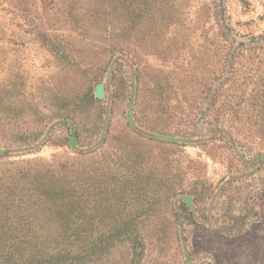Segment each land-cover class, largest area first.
Instances as JSON below:
<instances>
[{"label": "rangeland", "instance_id": "1", "mask_svg": "<svg viewBox=\"0 0 264 264\" xmlns=\"http://www.w3.org/2000/svg\"><path fill=\"white\" fill-rule=\"evenodd\" d=\"M158 2L170 9L142 29L155 30L156 56L143 32L119 39L104 30L102 12L88 40L68 42L59 20L0 5V250L4 238L13 249L35 247L40 264H264V130L238 138L230 112L211 124L198 115L217 91L233 93L238 58L222 64L264 37V0ZM118 50L136 62L139 83L119 56L104 72L89 68ZM142 70L173 72L189 91L192 75L218 79H208L204 102L189 92V117L174 118L160 115L167 108L158 89L140 86ZM215 125L237 128L235 136L219 139ZM41 183L99 193L68 207L16 190Z\"/></svg>", "mask_w": 264, "mask_h": 264}, {"label": "trees", "instance_id": "2", "mask_svg": "<svg viewBox=\"0 0 264 264\" xmlns=\"http://www.w3.org/2000/svg\"><path fill=\"white\" fill-rule=\"evenodd\" d=\"M0 5H4L13 13H28L29 15L32 14L35 16L38 10H40L47 14L50 19L59 20L62 27L60 31L68 42L73 41L72 39H75L74 42L78 40H81L80 42L88 40L89 37L86 32L90 28L92 19L96 13L102 12L103 16L106 18L104 30L107 28V30L116 31L115 35L118 36L119 39L120 37L122 38V36H127L129 31H134L135 33H144L146 31L145 36L143 33L141 34L146 41L149 40L151 42L149 45H144L148 53H153V55L150 54L151 56H156L157 53L159 54L157 49H160L162 44L154 43L152 34L155 33V30L142 29L152 26V21L156 13L163 14V12L170 9L168 4L160 5L158 0H0ZM38 27L39 24L36 23L35 28ZM71 47L72 51H74L72 43ZM120 48L127 51L124 47ZM106 52L107 49H103L101 57L102 55L104 56ZM112 54L113 56H111L109 60L99 59V61L89 66V68L93 67L95 71L104 72L109 67L112 59L115 56H119L123 63H129V65L126 66H129L131 69L133 68V80L136 84L137 82L139 83L141 71L138 70L136 62H134L132 58L130 59L127 53H123V50H118ZM73 55L71 62L76 67H82L79 59L75 54ZM237 58L238 66L240 67H238V84L234 83L233 93L229 94V91L224 90L220 96L217 91L212 99H210L207 108L201 107L198 111V115L211 124L217 117L224 118L225 113L230 112L231 121L238 120V138L241 136L246 139L250 138L254 140L257 131L260 129L264 130V37L251 38L250 44L246 46V50L238 52V56L227 55V58L222 64L223 68L225 67L224 64L229 61L230 66L233 65ZM217 62L219 63V61ZM212 69L217 70L216 64L212 66ZM232 71H234V69ZM142 73L144 74V76H142L144 80L140 86L143 87V85H146V87L150 86L155 90L158 89L161 99L165 102L164 108H167V110L160 111V115L174 118L177 116L180 118L189 117L187 114L191 99L189 92H194V100L201 98L204 102L213 91H205L207 83L210 81V84L213 85L214 81L218 79L213 72L208 78L209 81L203 78L204 84H202L198 81L199 77L192 75L190 82L194 84V89L196 91H194L193 88L189 91L188 86L182 85L184 80L175 78L173 72L162 70L159 76L153 75L150 77H148L143 70ZM175 92L176 98L174 99L176 100V105L174 111L168 112L169 105L167 102L169 101V97H174ZM141 101L144 103L143 99ZM97 103L99 102L96 100L91 101L92 105ZM138 108L136 107L138 115L145 118L147 114ZM209 119H212L211 121L213 122L208 121ZM127 123L129 124V122ZM215 129L216 135H219V139H231L235 136L232 129L237 128L227 125H215ZM152 132L167 136L162 130L152 129ZM188 137V134H183L182 136V138ZM212 137L217 138L215 134H213ZM258 152H260V154L262 153V161H264V147L259 148ZM40 181L46 180L41 178ZM20 188H27L25 190L30 189L33 193L32 198L38 195L36 199H43L46 202L50 200H55L56 202L67 201V204H70L68 207L75 206L80 200H83V198L94 195L95 191H97V194L99 193L98 190H96L98 186H86L85 188H81L80 186H58L54 183H51L49 186H46L44 183H41L39 186H17L16 190ZM3 195L6 198L14 196L13 192H5ZM106 196L108 197L109 195ZM8 241L9 239L3 238V249L0 250V264H40V261L38 262L36 260L38 255L34 254L36 250L35 247L32 249L33 253H27L24 249L23 251L19 248L13 249L12 245L14 244L11 243V245H9ZM12 242L14 243V240H12ZM7 245L8 248L6 249Z\"/></svg>", "mask_w": 264, "mask_h": 264}, {"label": "water", "instance_id": "3", "mask_svg": "<svg viewBox=\"0 0 264 264\" xmlns=\"http://www.w3.org/2000/svg\"><path fill=\"white\" fill-rule=\"evenodd\" d=\"M103 93V88H102V86H98L97 88H96V97L98 98V99H101L102 98V94Z\"/></svg>", "mask_w": 264, "mask_h": 264}]
</instances>
